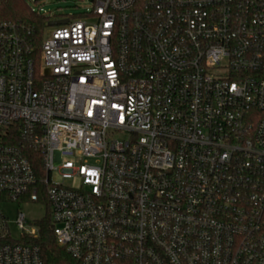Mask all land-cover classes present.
Instances as JSON below:
<instances>
[{"label":"built area","instance_id":"obj_1","mask_svg":"<svg viewBox=\"0 0 264 264\" xmlns=\"http://www.w3.org/2000/svg\"><path fill=\"white\" fill-rule=\"evenodd\" d=\"M62 20L39 55L0 23V203L46 204L75 264H264V0ZM5 229L0 264H48Z\"/></svg>","mask_w":264,"mask_h":264},{"label":"trees","instance_id":"obj_2","mask_svg":"<svg viewBox=\"0 0 264 264\" xmlns=\"http://www.w3.org/2000/svg\"><path fill=\"white\" fill-rule=\"evenodd\" d=\"M0 23L15 25L21 37L39 55L44 40L46 18L36 14L24 0H0ZM38 227L40 236L35 243L41 247L44 260L48 264H75L68 253L57 246L48 210L47 215L39 221Z\"/></svg>","mask_w":264,"mask_h":264},{"label":"rangeland","instance_id":"obj_3","mask_svg":"<svg viewBox=\"0 0 264 264\" xmlns=\"http://www.w3.org/2000/svg\"><path fill=\"white\" fill-rule=\"evenodd\" d=\"M94 0H39V5L34 8L41 11V16L46 18V34L51 30L48 25L50 21L65 19L70 16L81 17V15L93 6ZM47 205L44 203L23 202H7L0 203V213L5 217H0V225H5L6 229L2 231V235L7 236L12 242H23L27 231L38 227L41 221L47 215ZM20 214L25 217L24 230L18 225Z\"/></svg>","mask_w":264,"mask_h":264},{"label":"water","instance_id":"obj_4","mask_svg":"<svg viewBox=\"0 0 264 264\" xmlns=\"http://www.w3.org/2000/svg\"><path fill=\"white\" fill-rule=\"evenodd\" d=\"M68 24V20H62V21H52L49 23V26H58V25H66Z\"/></svg>","mask_w":264,"mask_h":264}]
</instances>
